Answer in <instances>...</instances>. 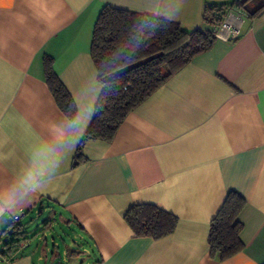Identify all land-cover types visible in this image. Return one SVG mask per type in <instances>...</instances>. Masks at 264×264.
Instances as JSON below:
<instances>
[{"label":"crops","instance_id":"1","mask_svg":"<svg viewBox=\"0 0 264 264\" xmlns=\"http://www.w3.org/2000/svg\"><path fill=\"white\" fill-rule=\"evenodd\" d=\"M204 2L0 0L4 234L49 211L45 229H72L76 245L62 250L72 264H264V11L248 18L243 8L228 10L210 50L130 111L111 142L87 140L83 159L76 155L101 91L90 46L102 7L172 20L190 33L203 26ZM45 57L72 97L73 119L48 88ZM229 191L246 200L244 248L220 261L207 238ZM134 204L174 215V231L135 236L124 219ZM19 244L0 264H38L41 256Z\"/></svg>","mask_w":264,"mask_h":264},{"label":"trees","instance_id":"2","mask_svg":"<svg viewBox=\"0 0 264 264\" xmlns=\"http://www.w3.org/2000/svg\"><path fill=\"white\" fill-rule=\"evenodd\" d=\"M232 7L243 8L248 18H253L264 11V0H205L203 26L190 33L172 20L103 6L93 26L90 46L101 91L78 145V160L82 158L84 142H111L130 111L195 56L210 50ZM43 64L45 81L56 104L73 119L75 104L53 71L52 59L45 57ZM245 204L246 200L235 191H229L224 197L209 223L207 241L212 258L224 261L243 250V224L239 215ZM124 219L135 236L152 239L172 233L177 224L174 215L152 204L131 205ZM9 230L15 235L23 233L19 224L9 225L5 231ZM19 242L7 240L3 256L10 254V250L18 252Z\"/></svg>","mask_w":264,"mask_h":264},{"label":"rangeland","instance_id":"3","mask_svg":"<svg viewBox=\"0 0 264 264\" xmlns=\"http://www.w3.org/2000/svg\"><path fill=\"white\" fill-rule=\"evenodd\" d=\"M34 215L27 217L21 222L22 234L15 235L5 232V236L8 235L9 243L17 240L24 242L25 252H32L35 259L41 256V259L37 261L38 264H72L69 262L70 258L64 261L62 254L64 249H67L70 253L73 246L76 245L73 243L72 229L65 224H56L50 229H45L43 223L49 217V211L42 212L36 218ZM3 247L6 246L4 245ZM83 253V250H81V254ZM68 256L70 257V255ZM84 258V261L87 260V257Z\"/></svg>","mask_w":264,"mask_h":264},{"label":"built area","instance_id":"4","mask_svg":"<svg viewBox=\"0 0 264 264\" xmlns=\"http://www.w3.org/2000/svg\"><path fill=\"white\" fill-rule=\"evenodd\" d=\"M226 26H227L226 22L223 21L222 24L220 25L218 31L223 29ZM4 237L7 238L8 235L5 236L4 232L0 230V259L3 257V253L6 250V247H3L5 245V242H6ZM21 247H22V245L18 243L17 249L19 250ZM15 252H17V251L10 250V254H14Z\"/></svg>","mask_w":264,"mask_h":264},{"label":"clouds","instance_id":"5","mask_svg":"<svg viewBox=\"0 0 264 264\" xmlns=\"http://www.w3.org/2000/svg\"><path fill=\"white\" fill-rule=\"evenodd\" d=\"M32 177H29V180H31ZM0 215H3V210H0Z\"/></svg>","mask_w":264,"mask_h":264},{"label":"water","instance_id":"6","mask_svg":"<svg viewBox=\"0 0 264 264\" xmlns=\"http://www.w3.org/2000/svg\"><path fill=\"white\" fill-rule=\"evenodd\" d=\"M12 232H11V230L8 232V234H11ZM8 240V237L7 238H5V241H7Z\"/></svg>","mask_w":264,"mask_h":264}]
</instances>
